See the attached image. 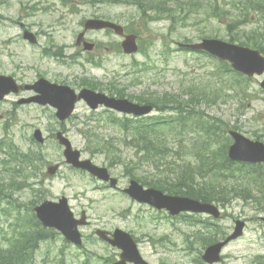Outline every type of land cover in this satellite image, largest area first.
<instances>
[{
    "label": "rangeland",
    "instance_id": "1",
    "mask_svg": "<svg viewBox=\"0 0 264 264\" xmlns=\"http://www.w3.org/2000/svg\"><path fill=\"white\" fill-rule=\"evenodd\" d=\"M27 1L0 0V73L14 75L23 83H32L40 75L51 80L64 79L63 81L73 86L79 83L76 80L83 77L101 83L104 87H108L110 81L114 80L118 84L117 88H124L128 94L135 97H164L167 104L174 108L191 105L194 109H203L210 117L220 118L226 127H242V124L244 129L247 126L249 132L264 127L257 121L259 117L264 121V92L259 86L262 77H254L251 81V90L256 97L242 110L238 97H232V94L228 93L229 87L235 84L232 74L223 72L212 56L191 52L178 46L185 38L197 42L201 35L217 34L227 40L230 38L228 32H234L235 35H252L254 29L257 36L255 34V39L250 36L247 41L264 45V37H261L264 34V16L251 17L241 23H228L222 17L211 13L208 18L204 15H192L185 22L179 20L171 26L166 21L151 24L144 28L145 32L150 33L146 38L153 42L147 49L148 56L142 52L135 56L120 52L117 45L120 38L107 37L106 33L102 32V36L98 35V41L108 48L100 49L97 53L98 58H101L98 62L102 63L97 66V63H90L94 60L92 55L83 53V50H76L75 39L78 32L83 30L81 22L84 17L94 14L93 9H100L101 3L76 0L74 3L68 2L69 6L56 4L55 10L51 11L52 4H48L46 0H35L37 8L34 10L29 5L23 6L22 3ZM101 13L126 24L130 18L135 17L137 11L134 6L105 5ZM30 14L35 16L26 18ZM21 19L28 24H36L34 28L38 29L40 34L38 45L31 46L32 44L23 39ZM164 28L167 30H163ZM160 30L162 32H159ZM169 30L172 33L168 34ZM50 31L53 34H49ZM44 33H47V36ZM160 33L168 34L166 40L162 39ZM45 48H49L48 51L53 56L46 55ZM135 61H140L143 65L137 66ZM170 96L177 102L172 103ZM17 99V96L11 95L0 103V170L2 166H11L9 169L14 172L16 184L17 181L42 183L48 192L47 195L43 193L47 196L45 199L56 200L67 196L74 212L80 215L85 210L93 223L98 220L108 227L120 226L131 231L140 239L139 247L152 264H192L202 248L198 233L202 223L192 224L182 219L168 218L165 212L140 205L120 192L104 189L102 184L90 175L66 164L63 147L55 139V133L62 126L53 111L47 107L16 104ZM104 111L99 110L96 117L108 114ZM94 117L89 107L81 102L76 116L64 124L66 136L75 148L81 150L84 158H91L95 163L107 166L111 173L120 179L122 188L128 185L131 178L140 176L153 183L162 181L164 173L143 162L141 154L133 148L123 145L125 134L120 132L121 128L113 122L111 115L106 116V120L100 123L92 120ZM244 122L246 124H243ZM37 128L42 130L45 137L43 144L33 138ZM11 142L26 151L14 149L21 160L29 161L22 153L30 157L32 155L34 167L12 163V156L9 154ZM112 142L117 144L112 148L113 153L104 154L107 153L105 146H110ZM183 143L186 144L185 141ZM101 145H105L103 153L94 154L96 147L102 148ZM39 152L41 156L36 155ZM42 157L43 161L37 162L41 161ZM113 158L120 160L117 166H111ZM189 160L194 159L190 157ZM58 162L62 165L58 173L49 175L48 165ZM212 177L208 179L211 185L214 182V176ZM243 184L251 185L249 182ZM241 188L245 190L244 186ZM14 196L26 205V208L33 207L31 203L40 197L23 188H19ZM220 207L222 217L216 221L219 230L224 234L232 232L236 218L248 220L243 236L231 242L224 250L223 263L254 264L253 258L256 255H264V222L259 218L264 216V197L249 196L243 199L236 196L231 204H221ZM11 215L15 217L13 212ZM205 217L206 215H203L202 219ZM2 219L0 227L3 229H0V236L5 240L6 246H9L8 239L12 238L15 230L14 227L11 229L8 226L3 217ZM54 235L55 237L49 240L51 242L42 243L41 250L36 252L35 257L27 264H86L92 259L90 251L96 247L88 245V250H82L63 246L61 237ZM86 244L92 243L87 240ZM98 248L105 249L99 253H104L107 258L109 254L117 253L102 244H99ZM5 262V258H0V264ZM88 264L106 263L101 261Z\"/></svg>",
    "mask_w": 264,
    "mask_h": 264
},
{
    "label": "water",
    "instance_id": "2",
    "mask_svg": "<svg viewBox=\"0 0 264 264\" xmlns=\"http://www.w3.org/2000/svg\"><path fill=\"white\" fill-rule=\"evenodd\" d=\"M129 44H132V42H129ZM195 47L208 50L211 53L217 54L223 59L230 60L234 68L248 75H253L255 73L262 74L264 72V57L261 56L260 52L257 50H251L249 48L227 44L219 40H204L203 43L196 45ZM127 51H132V47L131 49H127ZM0 82L4 83L5 81L3 78H1ZM36 84L38 86L35 89L41 93V96L29 100H35L42 104L49 103L55 106L58 109L57 115L62 121L71 115L76 101L73 90L66 86L51 84L45 80H40ZM1 86L2 84L0 87ZM9 90V88L6 89V85L1 87V91L4 93L9 92ZM84 96L90 102H93V107H96L98 103L103 102L108 106H112L123 111L135 112L136 114L148 112L151 109L150 107L134 105L128 101L107 98L91 91H87V94ZM0 98H2L1 94ZM232 134L236 139V143L232 146L230 151V156L233 159L252 162L264 161V146L262 144L252 143L237 133ZM35 136L38 140L42 141L39 131L36 132ZM58 139L61 144L66 146L65 155L69 162L76 166L87 168L92 173L97 174L100 177L105 176V171L92 165L89 160L80 162V152L78 150L72 149L71 143L62 135V133L58 134ZM55 169L56 167H52L50 168V171L53 172ZM130 192L139 200L148 201L160 208L169 207L174 212H177L181 209H189L196 211H209L215 215H218L217 210L209 204H200L187 198L181 199L165 196L162 192L154 189L145 191L134 181L132 182ZM36 211L40 219L46 225L54 226L59 230H62L70 240L76 243H81V235L77 229L80 222L74 218L73 212L70 210L66 197L61 198L59 202L46 201L41 206L37 207ZM241 232L242 224H239L235 233L231 235L227 241L239 236ZM126 245L127 244L123 246L126 247ZM222 245L223 243H219L208 248L207 253L204 256L205 259L210 262L219 260V252ZM129 254L132 255L134 253Z\"/></svg>",
    "mask_w": 264,
    "mask_h": 264
},
{
    "label": "trees",
    "instance_id": "3",
    "mask_svg": "<svg viewBox=\"0 0 264 264\" xmlns=\"http://www.w3.org/2000/svg\"><path fill=\"white\" fill-rule=\"evenodd\" d=\"M151 4H153L152 8H156L157 10L162 11V9L160 8V4H157V2H152L150 3V5ZM252 8H256V6ZM257 8L263 9L264 7L258 6ZM253 32L256 33L257 31L254 30ZM261 37H264V34H262ZM241 42L247 44L244 41ZM253 46L264 51V45L260 46L255 43V45ZM222 65H224V67L228 70V64L223 63ZM193 114V112H181L180 117H175L164 125H162V122L160 120L155 123L153 121L147 122L144 120H140L138 122L139 125L133 127L134 132L128 133L130 138L127 145L132 144L135 147L136 151L141 154V160L143 162H151L152 164H157L158 162H160L162 164L159 166L157 165V168L159 170H162L161 167L165 166L164 170L169 174H172L173 176L172 178H170L171 181L164 180L162 181V183H159L158 186L156 184H152L150 181L141 176L140 181H142L144 184H147L149 186H157L170 193L187 195L205 201L218 200L219 196L217 194V190L221 187V185L218 181H216L215 184L211 186L210 182L207 181V178L209 176L210 178H213V169L218 170V172L221 173L224 168H229L232 166L233 163L226 155V147L222 152L217 151L213 152L209 156H205L207 155L205 147L199 145H191L189 147V152L194 153L196 151V147L198 148L197 152L201 153L199 155V160L197 161L198 164L192 166L190 163H182L178 164L177 168V162L175 160H177L179 157H181V159L183 160L184 153H181V147L174 151L173 148L168 146V144L166 143L169 139L168 137H166V134L163 131L166 130V128L173 135H182L186 132V124L190 123L193 133L195 131L197 133H202L204 139H209V137L212 138L213 134L215 135V131L220 128L216 124L208 126L204 123H200L194 118H191V116H194ZM185 116H187L188 121L184 120ZM22 156L25 158H29L27 159L29 161H25V159L21 160L23 162L31 163L33 160L32 155L30 157L22 153ZM258 167H263V165ZM258 171L261 176L264 174V168H258ZM253 176L254 173L250 172V177ZM200 182H202L203 185H201ZM26 236H28V234H25L23 237ZM32 239H35L34 235H31L28 238V240ZM6 253V262L3 264H15L16 261L18 262L17 258H14V256L16 257V255H20L17 248L8 250Z\"/></svg>",
    "mask_w": 264,
    "mask_h": 264
},
{
    "label": "flooded vegetation",
    "instance_id": "4",
    "mask_svg": "<svg viewBox=\"0 0 264 264\" xmlns=\"http://www.w3.org/2000/svg\"><path fill=\"white\" fill-rule=\"evenodd\" d=\"M22 4H27V5H34L35 4V0H30V1H28L27 3H22ZM100 17H104L103 15H100ZM27 28V27H26ZM25 30V29H24ZM89 32H86V35L88 34ZM85 39H86V41H91V42H94L95 43V47L93 48V51L92 52H94V51H96L98 48H99V44L97 43V42H95V41H93L92 39H89V38H87L86 36H85ZM84 86V84H83V82H81L80 84H76L75 85V90H81L82 89V87ZM107 94H111L112 93V90H108V89H105L104 90Z\"/></svg>",
    "mask_w": 264,
    "mask_h": 264
}]
</instances>
